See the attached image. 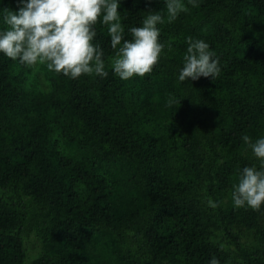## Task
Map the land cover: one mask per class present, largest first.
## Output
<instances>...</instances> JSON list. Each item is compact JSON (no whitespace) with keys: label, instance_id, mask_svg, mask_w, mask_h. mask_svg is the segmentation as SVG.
<instances>
[{"label":"trees","instance_id":"16d2710c","mask_svg":"<svg viewBox=\"0 0 264 264\" xmlns=\"http://www.w3.org/2000/svg\"><path fill=\"white\" fill-rule=\"evenodd\" d=\"M184 2L168 22L164 0H120L126 39L149 10L164 16L144 77L114 73L102 23L107 77L0 53V264H264V208L231 197L259 166L242 137L264 138V0ZM188 37L219 57L216 79L178 80Z\"/></svg>","mask_w":264,"mask_h":264},{"label":"clouds","instance_id":"9594fccd","mask_svg":"<svg viewBox=\"0 0 264 264\" xmlns=\"http://www.w3.org/2000/svg\"><path fill=\"white\" fill-rule=\"evenodd\" d=\"M18 3L21 5L18 12L8 8L0 12L6 25L0 29V53L27 67L45 65L49 71L72 79L84 75L107 77L104 50L95 42L98 23L108 28L114 50V55L109 57L110 65L123 80L150 75L165 54L166 45L160 40L158 27L165 22L160 11L149 10L142 26L131 27L128 30L131 39H126L120 0H18ZM164 3L168 22L189 11L184 0H164ZM187 3L198 6L197 0H187ZM187 44L178 80L216 79L221 67L215 51L202 39L188 37ZM167 48L172 50L171 40ZM180 102L170 98L168 106ZM242 139L259 160V166L242 169L237 183L232 186L231 197L235 207L259 212L264 208V138L253 142L250 136L244 135ZM208 204L218 207L211 198ZM208 264L221 262L213 256Z\"/></svg>","mask_w":264,"mask_h":264}]
</instances>
